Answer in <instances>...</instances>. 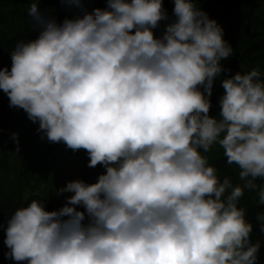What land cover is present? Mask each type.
Segmentation results:
<instances>
[{"label": "clouds", "instance_id": "obj_1", "mask_svg": "<svg viewBox=\"0 0 264 264\" xmlns=\"http://www.w3.org/2000/svg\"><path fill=\"white\" fill-rule=\"evenodd\" d=\"M81 15L57 22L30 0L38 34L17 40L0 92L52 144L84 150L95 183L73 180L57 210L31 199L8 218L3 245L16 264H260L264 241V78L259 67L214 82L233 55L199 0H59ZM161 21L162 34L155 29ZM11 139L18 145L15 133ZM218 146L239 183L222 179ZM16 151H19L17 147ZM260 181V183H257ZM246 193L248 219L241 206ZM82 208L83 211L77 210ZM258 238L253 240V232Z\"/></svg>", "mask_w": 264, "mask_h": 264}, {"label": "trees", "instance_id": "obj_2", "mask_svg": "<svg viewBox=\"0 0 264 264\" xmlns=\"http://www.w3.org/2000/svg\"><path fill=\"white\" fill-rule=\"evenodd\" d=\"M29 2L0 0V67L10 69L9 52L15 41L34 39L38 34L27 15ZM105 7L104 0H85L84 3V8L89 12L93 8ZM163 7L169 21L174 19L171 0H164ZM198 7L222 27L223 39L233 49V55L221 61L226 72L214 82L209 115L216 117L219 112L218 100L223 94L220 79L237 72H247L254 67L260 68L264 78V1L199 0ZM38 8L46 17L55 18L57 22L81 15L79 9L62 5L59 0H40ZM169 21H161L160 27L153 30L156 37L162 34L164 25ZM37 128L38 124L29 121L23 110L10 108L7 96L0 92V224L4 228L9 216L18 207L27 206L31 199H45L46 210H57L65 203V195L69 194L57 196L56 190L77 179L95 183L97 176L104 172L99 165L96 168L87 167L86 151L73 152L63 143L52 144L46 138L42 140V133H38ZM13 133L17 136L18 145L11 139ZM211 166L218 169L221 179L228 175L234 184L239 183L237 170L234 166L225 165L222 151L212 160ZM240 203L241 206H248L250 221L254 213L261 210L252 208L251 194L246 193ZM77 210L83 211L82 208ZM257 238L258 234L254 231L252 239ZM3 239L4 231L0 228V264H16L5 257L8 249L3 245ZM259 259L260 264H264V241Z\"/></svg>", "mask_w": 264, "mask_h": 264}, {"label": "rangeland", "instance_id": "obj_3", "mask_svg": "<svg viewBox=\"0 0 264 264\" xmlns=\"http://www.w3.org/2000/svg\"><path fill=\"white\" fill-rule=\"evenodd\" d=\"M262 1H264V0H262ZM220 151L221 150L218 148V146H213V149L211 151H209L208 153L202 152V154L206 155L208 157L209 165L211 166L212 160L216 159V156Z\"/></svg>", "mask_w": 264, "mask_h": 264}]
</instances>
